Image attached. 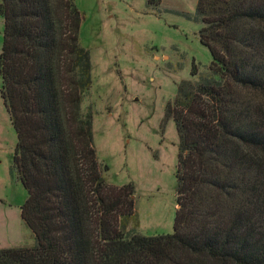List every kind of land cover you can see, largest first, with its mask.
I'll return each instance as SVG.
<instances>
[{"label": "trees", "instance_id": "trees-1", "mask_svg": "<svg viewBox=\"0 0 264 264\" xmlns=\"http://www.w3.org/2000/svg\"><path fill=\"white\" fill-rule=\"evenodd\" d=\"M0 95L16 134L32 246L0 264H264V0H197L188 15L210 72L183 81L173 232L126 231L131 185L105 180L93 146L83 16L75 0H0Z\"/></svg>", "mask_w": 264, "mask_h": 264}, {"label": "rangeland", "instance_id": "rangeland-1", "mask_svg": "<svg viewBox=\"0 0 264 264\" xmlns=\"http://www.w3.org/2000/svg\"><path fill=\"white\" fill-rule=\"evenodd\" d=\"M75 1L92 80L81 112L92 114L93 146L107 183L134 190L124 229L171 234L179 137L168 108L181 82L210 72L211 56L199 39L202 25L188 17L197 0ZM3 27L0 16V51ZM15 146L0 95V250L34 244L21 219L27 194L13 165Z\"/></svg>", "mask_w": 264, "mask_h": 264}]
</instances>
